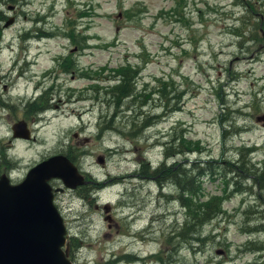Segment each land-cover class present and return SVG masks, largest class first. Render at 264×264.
<instances>
[{
	"label": "rangeland",
	"instance_id": "1",
	"mask_svg": "<svg viewBox=\"0 0 264 264\" xmlns=\"http://www.w3.org/2000/svg\"><path fill=\"white\" fill-rule=\"evenodd\" d=\"M72 26L78 44L68 38ZM70 58L74 67L63 72ZM124 61L140 66L139 83L171 75L183 91L178 109L156 107L151 113L164 116L142 132L123 126L133 112L122 110L114 129L100 131L111 108L92 97L93 82L82 75H108ZM26 101L46 108L29 117ZM0 103V173L15 182L41 159L65 153L95 181L70 191L49 181L62 188L55 204L73 264H162L154 262L158 252H169L163 264L263 263L264 230L254 226L264 224V190L242 171L233 186L239 179L230 164L238 148L252 146L249 162L264 166V0H0ZM22 119L31 137L13 139L10 125ZM173 128L203 150L164 159L160 144ZM173 160L210 162L200 177L206 195L231 179L222 216L176 252L169 230L175 220L181 226L183 209L171 184L159 187L147 175Z\"/></svg>",
	"mask_w": 264,
	"mask_h": 264
},
{
	"label": "trees",
	"instance_id": "2",
	"mask_svg": "<svg viewBox=\"0 0 264 264\" xmlns=\"http://www.w3.org/2000/svg\"><path fill=\"white\" fill-rule=\"evenodd\" d=\"M70 29L73 34H70V37L66 36L73 42L77 40L76 44H78L79 40L75 38L74 31L76 30L77 32H80V30L75 28V26H72ZM38 35L48 37L51 35V32L45 30L42 32L38 30ZM80 38L82 41L85 38V35H80L79 39ZM63 59H67V57H64ZM73 67L74 61L70 58L68 63L62 64L61 70L69 73L68 70ZM140 70L141 68L138 64L124 61L116 65V67L108 69V75H100L98 71H93L94 75L87 73L82 75L93 82L92 85H89L92 97L94 96L95 99L97 97H103L102 99L108 109L111 108L109 118L105 119H109L107 122L110 123V125L101 127L100 131L112 130L110 128L114 129L115 125L113 123H117V119H124V113H122V110H126L129 113L133 112L131 113V117H126L127 119L129 117L130 121H127L123 126L127 124L133 126L135 124L136 129L142 132L144 128L151 126V124L164 116L163 112L156 114L151 113V111L160 108L161 110L164 109V112L165 109L173 112L178 109L176 103L180 100L183 91H176L174 80L171 78V75L157 77L153 80L154 83L149 85L145 81L138 82ZM99 82L105 83L101 85ZM48 90L51 89L49 88L47 91ZM100 101L102 100L100 99ZM171 101L174 103L171 104ZM24 105V111L29 113V117H31V113L35 114L37 110L46 107L45 103H40L38 101H33V103L29 104L26 101V104ZM150 105H153L154 108H151L150 110L149 108H144L149 107ZM171 130L172 131L167 136L166 140L160 144L163 147L162 156L164 159H174L175 156H186L188 153L193 152L199 154L203 150L199 145L198 140L185 139L182 129L176 131L173 128ZM137 139L138 137H136V141ZM253 149L252 146H241L237 149L235 160H232V163L230 164L231 166L232 164H235L234 169L236 177L239 179H234L233 186H239L241 184L242 179H240V177H243V175L240 174L239 176L238 171H242L247 176H251L250 178L253 185L256 182V186L260 190L264 189V166L262 167V170L259 171L260 169H257L255 166L256 163L252 164L249 162L250 154ZM68 157H70L72 161H75L72 156ZM174 161L175 160H173V164H170V166L165 165V163L161 161L156 167L150 169L147 175L152 176L159 187L171 184L175 189V195L173 197L183 209V219L180 223L181 226L178 227V222L174 221L177 225L169 230V233H171V236L174 238L173 252H176L181 244H190L192 242L200 241L201 228L205 224L222 216L224 212L222 204L228 196L225 194V187L229 184L231 179H223L224 186L221 189L220 194L215 193L206 195L200 186V177L206 173V170H208V167L206 168L202 166L208 165L210 162L199 160L196 161V163L190 162L187 165H191V167H187L185 163L181 165V163ZM147 167L148 166L143 167L142 170ZM225 172L228 173V171ZM258 188L257 190H259ZM234 190H236V188ZM254 227H256V229L257 227H260L259 230L261 231L264 230V224L255 225ZM165 254L158 252V255L153 256L154 262H160L163 264V260H166L169 257V252ZM164 256H167L166 259ZM167 262L170 263V260Z\"/></svg>",
	"mask_w": 264,
	"mask_h": 264
},
{
	"label": "water",
	"instance_id": "3",
	"mask_svg": "<svg viewBox=\"0 0 264 264\" xmlns=\"http://www.w3.org/2000/svg\"><path fill=\"white\" fill-rule=\"evenodd\" d=\"M11 131L13 137L29 136L22 120L14 122ZM50 179H59L68 188L84 182L62 154L36 163L16 183L0 174V264H72L65 226L53 203V193L61 188L52 187Z\"/></svg>",
	"mask_w": 264,
	"mask_h": 264
},
{
	"label": "flooded vegetation",
	"instance_id": "4",
	"mask_svg": "<svg viewBox=\"0 0 264 264\" xmlns=\"http://www.w3.org/2000/svg\"><path fill=\"white\" fill-rule=\"evenodd\" d=\"M27 103L29 104L28 101H27ZM24 104H26V102H25ZM0 105H1V103H0ZM40 110H41V109H40ZM96 160H97V161H101L102 159H101L100 156H97V157H96ZM71 161H72V160H71ZM184 161L187 162V159H184ZM72 162H73V161H72ZM73 163H74L75 165H77L75 162H73ZM76 167H77V166H76ZM82 173H83V172H82ZM82 175H83V174H82ZM85 176H86V178L89 177L90 180H89V179H86ZM83 178H84V182L81 183V184H79V186H88V183H89V184H90V183H93V182L95 183V181H93V182L91 181V180H92V179H91V176L88 175V174H84ZM141 178H142V177H141ZM10 180H11V179H10ZM19 180H20V179H19ZM11 182H12V183H15V182H17V181L13 182V180H11ZM101 183H102V182H101ZM101 183H100V184H101ZM77 187H78V186H77ZM77 187H76V188H77ZM63 190H65V191H70V190H72V189H63ZM76 193H77V192H76ZM77 196H78L80 199H82V198L85 199L87 196H88V197H91V196H89V195H85V194L82 195V194H80V193H77ZM54 197H55V194H54ZM103 208H105L104 210L107 209V207H104V206H103ZM105 217H106V219L109 218L108 216H105ZM68 245H69V243H68Z\"/></svg>",
	"mask_w": 264,
	"mask_h": 264
}]
</instances>
